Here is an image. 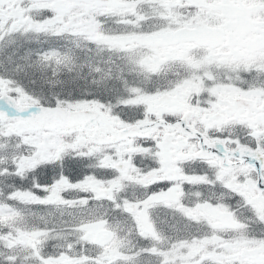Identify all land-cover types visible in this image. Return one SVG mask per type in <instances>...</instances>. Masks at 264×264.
I'll list each match as a JSON object with an SVG mask.
<instances>
[{"label":"snow or ice","instance_id":"obj_1","mask_svg":"<svg viewBox=\"0 0 264 264\" xmlns=\"http://www.w3.org/2000/svg\"><path fill=\"white\" fill-rule=\"evenodd\" d=\"M0 264H264V0H0Z\"/></svg>","mask_w":264,"mask_h":264}]
</instances>
